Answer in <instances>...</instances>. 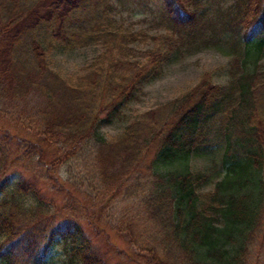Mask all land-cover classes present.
<instances>
[{
    "label": "trees",
    "instance_id": "trees-1",
    "mask_svg": "<svg viewBox=\"0 0 264 264\" xmlns=\"http://www.w3.org/2000/svg\"><path fill=\"white\" fill-rule=\"evenodd\" d=\"M148 1L165 22L154 36L116 24L112 0H0V107L29 111L30 123L12 119L32 132L25 137L0 126L1 264H47L57 246L66 264H115L98 248L100 237L128 264H258L264 70L245 71L235 60L227 85L203 73L167 104L138 112L115 137L100 132L201 32H215L202 21L199 0ZM229 9L221 30L240 35L259 26L250 45L259 55L264 0H235ZM91 46L97 54L79 72L54 68V52ZM216 133L223 175L208 188L209 175L192 171L190 158ZM50 149L56 155L46 161ZM33 154L67 196L65 208L42 201L24 177L11 182L9 171Z\"/></svg>",
    "mask_w": 264,
    "mask_h": 264
},
{
    "label": "rangeland",
    "instance_id": "rangeland-1",
    "mask_svg": "<svg viewBox=\"0 0 264 264\" xmlns=\"http://www.w3.org/2000/svg\"><path fill=\"white\" fill-rule=\"evenodd\" d=\"M235 0H199L202 13L205 15L202 18L204 24L212 23V27H208L201 32L198 43L187 49V52L179 53L167 62L164 66L163 74L154 82L146 84L142 89V94L139 95V100L129 102L121 111L122 116L111 123L102 122L100 132L107 138L115 137L126 126L127 123L137 117V113L147 111L149 109L158 108L160 105H165L178 97L181 93L186 92L199 82V78L203 73L211 72L213 81L217 84L227 85L231 79V72L235 69L233 62L237 60L245 71L264 70V49L255 55V50L250 45L255 42L256 34L259 26H251L248 30H242L240 35H232L229 31L221 30L223 20L226 17V12L229 7L234 4ZM113 11L116 24L123 26L130 32H142L148 36L163 33L165 31V22L160 16V7L156 2L148 0H112ZM234 11H231L233 14ZM264 18V16H262ZM203 33V34H202ZM204 42V43H203ZM97 54V49L94 46L82 47L73 49L69 52H54L52 62L54 68L59 72L71 74L79 72L91 58ZM25 112V114H20ZM30 112L26 109H13L0 107V126L7 128L10 131H15L25 137H30L32 132L25 130L15 124L12 117H19L21 121L30 123L28 115ZM11 115V116H10ZM103 115L102 117H104ZM18 118V119H19ZM38 119L35 120V123ZM38 125V123H36ZM219 122L214 124L218 127ZM33 128L37 126L33 125ZM220 136L216 133L209 139L213 140L212 144L206 145L203 149L192 152L190 165L192 171L206 173L209 175V187H213L215 180L222 177L220 168V159L222 144L218 139ZM44 156L46 161L52 160L56 155L55 150L50 149ZM75 173L82 175L79 164L73 165ZM44 164L39 161L37 155L33 154L29 161H18L9 173H12L11 182L17 181L20 177H24L32 183H36L39 188V195L42 201L53 203L56 207H66L67 196L58 192L56 187L52 185L45 177ZM59 175L65 179V169L61 168ZM86 193L85 189H83ZM77 196L83 198L77 193ZM75 200H72L74 202ZM70 204V203H69ZM74 204V203H73ZM115 208L118 210L119 206ZM119 246H124L122 239L112 238ZM98 248L107 252L109 258L115 264H128L125 256H118L114 250L104 242L103 237H100L97 242ZM261 244H256L255 256L258 264H264V247ZM47 264H66V256L60 246L55 247L50 255ZM1 264V263H0ZM257 264V263H256Z\"/></svg>",
    "mask_w": 264,
    "mask_h": 264
}]
</instances>
